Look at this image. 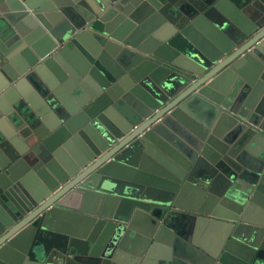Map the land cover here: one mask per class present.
I'll use <instances>...</instances> for the list:
<instances>
[{
  "label": "water",
  "instance_id": "95a60500",
  "mask_svg": "<svg viewBox=\"0 0 264 264\" xmlns=\"http://www.w3.org/2000/svg\"><path fill=\"white\" fill-rule=\"evenodd\" d=\"M0 264H264V0H0Z\"/></svg>",
  "mask_w": 264,
  "mask_h": 264
},
{
  "label": "crops",
  "instance_id": "0c3cea01",
  "mask_svg": "<svg viewBox=\"0 0 264 264\" xmlns=\"http://www.w3.org/2000/svg\"><path fill=\"white\" fill-rule=\"evenodd\" d=\"M207 228H208V225H203V227L201 228L200 230V234L203 235L204 239L206 241H209V235L207 234ZM212 230L210 231V234H212Z\"/></svg>",
  "mask_w": 264,
  "mask_h": 264
}]
</instances>
